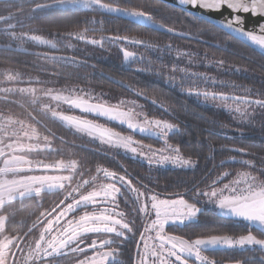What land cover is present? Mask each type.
I'll list each match as a JSON object with an SVG mask.
<instances>
[{"label":"snow or ice","instance_id":"snow-or-ice-1","mask_svg":"<svg viewBox=\"0 0 264 264\" xmlns=\"http://www.w3.org/2000/svg\"><path fill=\"white\" fill-rule=\"evenodd\" d=\"M179 10L175 19L165 22L158 13L164 0H0V40L5 50L24 49L27 46H48L53 50L72 48V40L83 41L101 48L105 43L119 46L123 61L131 64L143 55L123 47L130 43L154 53L172 54L171 43L161 44L151 35L101 36L89 38L88 32L96 27L72 28L62 31L55 25L49 35L37 30L17 31L25 21L44 18L51 12L70 6L99 13L85 19V25H103L112 14L126 18L151 30L163 29L167 33L201 40L206 33L222 35L223 44L240 43L259 50L264 56V0H178ZM194 27L195 32L180 31L176 23ZM104 29L101 27L100 29ZM51 37V38H49ZM219 45L221 42L216 41ZM37 56L53 64L72 65L76 57L56 55L55 52L38 53ZM199 53L175 50V62L170 66L162 62L155 74L162 76L182 92L201 98L205 103L223 107L241 122L254 119V109H264V98H254L250 89L242 95L216 91L218 87L238 89L234 82L218 81L205 72H195L191 66L197 63ZM187 58V65L180 62ZM208 64L223 67L226 61L209 59ZM151 61L148 64L151 65ZM137 71H151L138 68ZM240 71V68H236ZM179 74V76L177 75ZM22 73L13 68L0 71V99L6 103L25 107L19 100H28V107L38 111L46 119L80 138H87L107 150V154H130L144 160L149 168L170 165L181 169H194L198 159L185 154L179 144L169 141L170 134L179 125L170 120L150 116L136 100L119 99L112 102L104 93L96 94L79 86L48 87L39 77L26 82ZM120 83H124L120 81ZM24 86H21V85ZM139 97L160 103L154 94L125 85ZM264 95V94H261ZM26 115L0 110V264H124L120 259L126 243L139 234L134 257L128 264H229L207 253L215 251H239L264 253V155L259 163L255 159H222L226 163L240 164L242 170L233 174L225 170L204 175L194 181L183 193L164 196L154 191L143 178L131 176L122 164L112 170L97 165L94 173L84 168L76 158H63L64 148L54 147V139L67 143L32 111L25 107ZM45 129L44 132L40 127ZM116 125V126H113ZM126 128L127 132L118 130ZM47 133V134H45ZM140 134L162 143L161 147L145 144L135 138ZM73 146L74 143H73ZM222 149L256 157L258 154L246 148ZM100 149L97 148L96 151ZM57 155L59 159H49ZM229 177H232L229 179ZM136 181L134 183L133 181ZM55 197L49 207L44 198ZM38 201L35 207L20 215L24 202ZM125 206L121 207V204ZM20 205V208L17 207ZM210 204L222 221L243 224L241 234L223 231L224 225L208 228L191 235H179L169 228L199 225L204 214L201 205ZM19 216V219L17 217ZM230 264H245L234 259ZM264 264V256L261 257Z\"/></svg>","mask_w":264,"mask_h":264},{"label":"trees","instance_id":"trees-1","mask_svg":"<svg viewBox=\"0 0 264 264\" xmlns=\"http://www.w3.org/2000/svg\"><path fill=\"white\" fill-rule=\"evenodd\" d=\"M121 2L126 4L127 0H121ZM133 2H139V0H133ZM177 12L178 9L164 4L158 14L164 17L165 22H169L170 19L176 18ZM93 16L97 19L100 18L99 13L68 7L55 10L41 19L31 22L25 21L24 26L18 27L16 30L28 31L31 28L37 30L38 34L48 36L49 28L54 25L62 31L72 28H84L85 26L88 28L96 27L97 31H89L87 34L89 38L96 39L101 36L131 37L150 34L154 40L159 41L162 45L171 43L173 45L172 54L154 53L146 51L143 47L124 43L123 47L137 53L138 57L141 55L145 57L144 61L138 59L136 63L129 66L128 63L123 61L122 51L119 46L105 43L104 47L101 48L98 45L72 40L71 43L74 45L72 48L61 47L53 50L48 46L36 47L28 45L27 50H46L55 52L56 55L76 58L83 56L93 59L97 66L80 65L78 64L79 62L72 65L53 64L50 61L40 59L37 55L0 50V71L5 68H13L23 74L22 79L25 82L29 78L35 79L39 77L40 80L48 82V87L79 86L94 92L104 93L106 94L105 98L109 97L114 100L124 96L135 97L144 103L149 113H158L161 116L168 115L179 125V130L169 137L170 142L179 144L185 154H191L194 159H198L199 163L194 169H174L170 167L154 169L149 168L145 162H140L122 154L115 155L113 158V155L107 154L97 144L73 135L72 132L61 127L58 123L46 119L39 111L28 107L27 98L21 96L10 97L14 100H19L21 104L27 107L28 111H32L33 115L37 116V119L42 120L55 133L56 137H62L67 142L62 144L60 139H54V147L65 149L63 158L79 159L83 167L91 169L93 173L97 165H103L119 171L121 170L119 165L122 164L128 169V173L131 176L143 178L144 183L148 184L150 188L167 196L174 193H183L194 181L201 180L205 174L211 172L214 165L217 167L212 172L213 176L225 170H230L233 174L237 170H242L240 164L233 163H226L223 167H219V162L222 159L236 156L237 159H255L259 163L260 156L264 155V109L256 107L254 109V119L251 122H241L234 118L233 113L224 108H217L215 105L205 103L201 98L182 92L178 86L179 80L176 85H173L162 76L155 74L156 69L161 64V61L157 59L158 55L162 57V62L165 65L170 66L175 62L176 49L192 51L199 53L197 63L191 66L192 71L205 72L215 77L218 81L234 82L236 85L241 86L238 89L218 87L215 88L216 91L242 95L243 89L246 88L251 90L254 98H264V95H261L264 94V56L259 53V50L236 42H230L225 45L223 44L224 37L222 35L214 36L211 33H206L200 41L193 38L190 40L178 38L131 24L116 17L106 18L102 26L91 23L85 25V19H90ZM101 27L104 29L103 31L100 30ZM175 27L180 31L195 32L196 30L188 25L187 22L183 24L176 23ZM216 41L221 43L218 45ZM0 45H4L3 40H0ZM205 53H208L209 59L218 60L223 58L226 61L225 65L217 67L214 64H208V61L204 59ZM148 61L152 62L151 65L148 64ZM186 65L187 58L180 62L181 67ZM149 67L152 69L151 71L136 70ZM237 67L241 70L237 71ZM177 75L179 76V74ZM120 81L124 83L122 84ZM125 85H131L133 89L145 91L148 97L155 94L158 97V101H163L164 107H161L159 102L153 104L150 99L139 98L134 94V91ZM3 86L6 85L0 84V87ZM21 86L24 85L22 84ZM25 107L20 105H12V107L0 106V110L6 108L8 111L24 116L26 115ZM38 127L40 126L38 125ZM119 129L123 130L124 128ZM40 130L42 132L45 131L43 127H40ZM73 143L75 146H73ZM222 145H226L228 149L246 148L258 155L256 157L244 156L237 152L222 149ZM97 148L100 150L96 151ZM49 157L50 159L54 157L60 158L57 155ZM133 182L136 183L135 180ZM54 199L55 197L52 195L46 196L44 198V207H49L50 202ZM30 201L27 200L24 203ZM211 212L206 209L204 214L199 217L200 221H208L209 224H206V229L224 225L222 230L230 234H241L246 230L243 224H231L227 221H222L216 213L212 214ZM191 229L192 227L189 226L175 229L169 228L168 230L175 233L184 230L190 235L194 232ZM138 238V236L137 238L136 236L132 237L126 243L122 255L126 257V260H129V257L135 254ZM229 255L231 260H245V264H261L260 257L264 256V253L231 251ZM126 260L122 261L128 263Z\"/></svg>","mask_w":264,"mask_h":264},{"label":"flooded vegetation","instance_id":"flooded-vegetation-1","mask_svg":"<svg viewBox=\"0 0 264 264\" xmlns=\"http://www.w3.org/2000/svg\"><path fill=\"white\" fill-rule=\"evenodd\" d=\"M122 1H124V0H122ZM122 4H124L123 2H122ZM70 7H73V6H70ZM74 8H77V9H81V10H86V9H82V8H80L79 6H74ZM36 49H39V48H36ZM35 52H39V53H47V52H49V51H46V50H44V51H39V50H35ZM78 60H80L81 62H79L78 64H80V65H95V66H97V64H95V62H94V60L93 59H91V58H87V57H79V58H77ZM84 62H86V63H84ZM11 100H14V99H12V98H10ZM12 105H15V106H17L18 104H12V103H6V102H4L2 99H0V106H4V107H7V106H10V107H12ZM2 109V108H1ZM4 111H8L6 108L5 109H3ZM34 110H37L38 111V109H34ZM16 114H18V113H16ZM19 115V114H18ZM35 203H37V201H34V200H31L30 202H26V203H24V207L22 208V210H21V212H20V215H24L26 212H28V211H31L33 208H34V206H35ZM26 205V206H25ZM17 207L18 208H20V205L19 204H17ZM212 214L213 213H216V212H214V211H212L211 212ZM216 215L219 217V215L216 213ZM17 219H19V216L17 217ZM201 219L199 218V221H200ZM206 224H209L208 223V221L207 220H205V221H200V223H199V225H192L191 227H192V229H191V231H194L193 233H199V231H204L206 228H207V225ZM192 233V234H193ZM176 234H179V235H188V232H186V231H184V230H180V231H178ZM191 235V234H190ZM229 253H231V251L230 252H224V251H215V252H209V253H207L209 256H212V257H214L215 259H217L218 261L219 260H228L229 261V264H230V262H231V257H230V255H229ZM135 256V254L132 256V257H134ZM120 259L121 260H126V257H123V256H121L120 257ZM260 259H261V257H260ZM127 262H128V260H126ZM61 264H65V262L64 261H61ZM124 264H128V263H125L124 262Z\"/></svg>","mask_w":264,"mask_h":264},{"label":"rangeland","instance_id":"rangeland-1","mask_svg":"<svg viewBox=\"0 0 264 264\" xmlns=\"http://www.w3.org/2000/svg\"><path fill=\"white\" fill-rule=\"evenodd\" d=\"M96 94H100L99 92H95ZM105 97H106V94H105ZM107 98H109V97H107ZM111 99V98H110ZM119 99H127V100H136L139 104H141V105H143L144 106V111H146L150 116H153V117H157V118H162V119H166V120H170L171 122H173V123H175V121L170 117V116H168V115H160V114H155V113H149L148 111H147V109H146V106L144 105V103L143 102H141L139 99H137V98H135V97H132V96H124V97H121V98H118V99H116V100H114V99H111V101L112 102H115V101H117V100H119ZM211 104V103H210ZM213 105V104H212ZM216 106V105H215ZM37 108H38V106H37ZM217 108H219V106H217ZM220 108H223V107H220ZM225 109V108H224ZM226 110V109H225ZM176 124V123H175ZM116 126V125H115ZM118 130H121V129H119L118 128ZM121 131H125V132H127V129L126 128H124L123 130H121ZM175 133V132H174ZM173 134V133H172ZM172 134H170V137H171V135ZM135 138L136 139H138V140H143V142L145 143V144H152L154 147H161L162 146V143L160 142V141H158V142H156V141H154V140H149V139H143V138H140V137H138V136H136L135 135ZM85 140H87V141H89L87 138H84ZM170 141V140H169ZM90 142V141H89ZM171 143V142H170ZM95 144H97V143H95ZM98 145V144H97ZM99 146V145H98ZM99 148H101V149H103L104 151H106L107 152V150L106 149H104V148H102V147H100L99 146ZM122 155H124V156H127V157H130V158H132V159H135V160H139L140 162H145L144 160H142V159H140L139 157H132L130 154H128V155H125V154H122ZM55 156V155H54ZM49 159H50V157H48ZM51 159H59V158H57V157H54V158H51ZM146 163V162H145ZM162 167H170V168H174V169H181V168H178V167H172V166H170V165H166V166H162ZM162 167H152V168H154V169H158V168H162ZM232 177H229V179H231ZM162 194V193H161ZM162 195H164V194H162ZM164 196H167V195H164ZM202 207H204V209L206 210V209H208V210H210V211H214V212H216L217 213V211L213 208V206L212 205H210V204H206V205H201ZM121 207L122 208H124L125 206L123 205V203L121 204ZM137 236L139 237V234L137 233V235H136V238H137ZM139 239V238H138Z\"/></svg>","mask_w":264,"mask_h":264},{"label":"water","instance_id":"water-1","mask_svg":"<svg viewBox=\"0 0 264 264\" xmlns=\"http://www.w3.org/2000/svg\"><path fill=\"white\" fill-rule=\"evenodd\" d=\"M164 4H167L173 8H176L179 10V5H178V0H164ZM110 17H116V18H120V19H123L125 20L126 22H129L126 18H123V17H120V16H116L115 14H112ZM131 23V22H129ZM131 24H135V25H138V26H141V27H144L140 24H136V23H131ZM153 31H156V32H160V33H164V34H167V35H170V36H174V37H178V38H183V39H192L190 37H186V36H180V35H174V34H171V33H167L165 32L163 29H151ZM200 41V40H198ZM0 50H5L4 48V45H0ZM6 51H11V52H17V53H23V54H30V55H37L39 52H35V51H30V50H27L25 51L24 49H13V50H6ZM42 54V53H41ZM123 55V53H122ZM78 62H81L80 60H77ZM86 63V62H84ZM134 93V92H133ZM135 94V93H134ZM137 96V95H136ZM139 97V96H138ZM139 98H144V97H139ZM145 99V98H144ZM159 107V106H158ZM161 108V107H160ZM163 109V108H161ZM164 110V109H163ZM136 136L140 137V138H143V139H149V140H154V141H157L155 139H152V138H149V137H146V136H143V135H140V134H136Z\"/></svg>","mask_w":264,"mask_h":264}]
</instances>
